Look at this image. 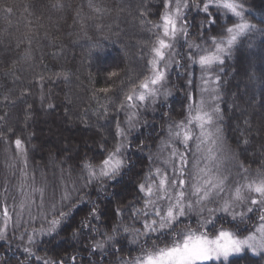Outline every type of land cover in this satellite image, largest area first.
<instances>
[{
    "label": "trees",
    "instance_id": "trees-1",
    "mask_svg": "<svg viewBox=\"0 0 264 264\" xmlns=\"http://www.w3.org/2000/svg\"><path fill=\"white\" fill-rule=\"evenodd\" d=\"M92 3L94 8L89 7V0H0V164L5 159L14 169L10 173V168H6L13 184L21 181L16 173L24 168V162L11 148H14L16 139L22 141L24 148L25 145L28 147V151L25 150L27 176L29 171L38 175L35 172L37 167L43 166V171L47 170V166L41 165L39 112L52 117L51 122L60 110L67 113V118L74 119L75 126L71 131L64 133L60 130L70 140H79L82 136L91 140L100 133V128L107 127L106 138L98 145L72 151L66 155L64 164L59 163L60 158L55 155L56 146L53 147V160L65 167L63 174L66 172L68 179L70 176L73 178L74 174L68 169L81 171L85 161L98 164L112 149L115 143L112 116L122 110L121 102L132 85L149 74L148 62L156 39V29L152 32L153 24L160 20L164 0H92ZM190 3L193 7L185 11L190 43L194 44L198 35L220 38L219 34L232 25L230 17L224 19L222 12L215 8L211 9L210 15L195 6L199 4L196 0H190ZM244 3L252 12L248 17L252 23L259 25L264 21V0H244ZM6 8L11 12H6ZM205 17L215 23L209 24ZM182 39V36L178 39L177 48L180 44L183 46ZM248 52L264 55V36L241 37L231 54L224 57L225 63L216 66L212 77L218 76L220 86L214 84L212 87L218 88L227 144L237 151V159L243 165L264 170V157L252 154L254 147L264 146V63L263 67L259 63V68L252 70L251 83L255 93H247L242 87L248 68L244 56ZM173 66L174 63L170 67L169 78L174 73ZM192 72L189 71L188 78L191 81L194 77ZM102 89L109 91L103 92ZM164 100L149 101L148 108L160 111H157V117L147 114L148 121L141 120L140 130L131 139L129 137L122 174L103 184L95 182L84 186L82 197L66 212L68 215L56 231L51 235L37 233L39 237H34V242H27L24 246L35 250L49 264H116L119 258L139 254V244L144 242V237L139 238V243L127 246L126 239L131 242L132 233H125L123 226L143 227L144 218H134L132 213L144 206L139 186L145 182L148 172L145 153H154V142L164 134L158 122L165 120L171 107ZM249 104L250 112L242 115L239 108ZM125 110L128 111L127 108ZM169 112L177 122L184 120L186 114L180 106ZM36 125L37 131H30ZM7 148L11 152L12 163L5 155ZM52 172L41 175L51 184L57 178ZM80 186L78 183L75 189H83ZM5 206L10 211V206ZM118 211L120 215H117ZM258 213H252L251 219L247 217L244 222L220 216L215 219V228H239L241 234L246 233L256 223ZM1 218L3 210L0 204ZM117 224L121 230L115 238L106 242L102 250L95 247L97 242L106 241V236L111 235ZM64 239H69L71 244L66 250L61 244ZM4 240L0 241V264L36 263L35 255L26 256V248L19 242ZM213 264H264V259L261 255L245 252L228 258L227 262L221 260Z\"/></svg>",
    "mask_w": 264,
    "mask_h": 264
},
{
    "label": "snow or ice",
    "instance_id": "snow-or-ice-1",
    "mask_svg": "<svg viewBox=\"0 0 264 264\" xmlns=\"http://www.w3.org/2000/svg\"><path fill=\"white\" fill-rule=\"evenodd\" d=\"M195 6L210 15L213 8L217 12L229 15L232 26L220 33V38L211 37L209 47H201L199 44L188 45L189 67L198 64L202 74L204 87L201 89V99L199 102L189 104L186 119L169 130V140L165 141L164 149L171 151L168 152L164 163L171 165V176L168 175L167 168L162 170L157 167L154 173L149 171L145 182L139 186L140 192L143 193L144 206L135 209L132 216L134 218L142 216L143 227L133 229L130 226H123V231L132 233L133 243H139L141 236L144 237V242L139 244V254L130 261H124L123 264H213L221 260L227 262L230 256L246 250L253 255H261L264 259V173H258L256 176L245 175L243 182L237 180L230 183L229 174H226L230 170L225 166L223 138L216 123L221 119L220 108L216 103L219 99L218 88L212 87L218 84V78L212 77L216 66L225 63L224 57L231 54V50L241 37L253 34L264 36V21L259 25L250 21L248 17L252 12L244 0H199V4ZM89 7L94 8L92 0H89ZM191 7L193 5L190 0H175L174 3L172 0H164L165 11L160 16V22L153 24L157 32L151 48V59L148 62L149 74L138 83H134L121 102V109L137 110L128 114L126 123L129 130L135 127L134 117L140 107L146 105L149 100L155 103L156 98L161 95L171 65L175 63L179 67V62L174 59L173 49L181 35L185 38L189 35L184 22L187 19L185 11ZM5 11L10 13L11 9L6 8ZM205 19L209 24L215 23L208 17ZM204 93H207V99ZM167 94L164 92L165 96ZM189 99L192 100V97ZM177 142L183 145V149L177 146ZM15 146L17 154L24 162V168L20 169L19 185L22 199L15 205L19 209L17 212L19 216L25 208L31 207L34 202L32 197L36 193L43 198V190L34 183L31 185L27 183L24 144L20 139H16ZM126 148L127 135L118 122L112 149L98 164L90 161L83 164L85 186L95 182L103 184L120 176L126 166L124 157ZM61 199L70 200L71 195L66 193ZM219 201H223L219 207H209L210 204ZM194 207H199L201 214L206 209L210 216L202 218L195 228L185 225L180 229L179 226L184 223L182 218L188 216ZM238 207H246L247 211L237 212ZM218 211L230 215L233 221L239 218L241 222L245 221L247 213L258 211L259 215L253 229L248 230L247 235H241L232 229L215 228L214 213ZM94 212L95 209L93 214ZM120 214L118 211L117 215ZM51 215L53 218L46 221L47 227L40 229V235L54 233L68 213L63 210L57 213L54 206ZM10 222L9 209L4 206V227L0 228V240L4 238V231ZM120 230L121 226L117 224L112 229L113 234L107 235L106 241L97 242L95 247L103 249L105 243L112 241ZM28 240L34 242V237L28 236ZM25 251L29 255L32 254L28 248ZM37 260L39 261L40 257H37ZM43 264L49 262L44 260Z\"/></svg>",
    "mask_w": 264,
    "mask_h": 264
},
{
    "label": "rangeland",
    "instance_id": "rangeland-1",
    "mask_svg": "<svg viewBox=\"0 0 264 264\" xmlns=\"http://www.w3.org/2000/svg\"><path fill=\"white\" fill-rule=\"evenodd\" d=\"M196 1L199 3V0H196ZM164 11H165V9H163V12ZM163 12H162V14H163ZM206 14H208V13H206ZM222 16L224 17V19H228L230 17L229 15H225L223 13H222ZM186 21H188V20L186 19ZM159 22H160V20H159ZM231 26L232 25H230L229 27H231ZM188 28H189V25H188ZM191 29L192 28H190V31H191ZM154 30L155 29H152V32H154ZM156 32H157V30H156ZM181 36L183 38L182 39L183 46H181V44H180V46H179L180 49L178 50L179 47L177 48V46L175 45L174 49L177 51L173 50L174 59H175V61L179 62V67H177V65L174 63V66H173V68H174L173 72L174 73L172 74V78H169L170 68L168 69L167 82H166L164 88L161 89V95L156 98V102L165 99L164 102L166 101L165 103H167V102L170 103L171 107H173V108L179 107V106L182 107L186 112L185 117H184V120H185L187 117L189 104L199 102V100L201 99V95H202L201 89L203 88V82L201 79L202 74H201V70H200L199 65L197 64V65H193L191 68L189 67L190 61H189V47H188V45H190L192 43H190L188 41V39L185 38L183 35H181ZM194 39H196L195 40L196 42L192 45L199 44V45H201V47H206V46L211 45V39L209 37L206 38L205 36L202 37L201 35H198V37H196ZM248 48L250 49V46H248ZM174 52H175V54H174ZM245 56H244V59H245L246 66H248V68L246 69L247 77L244 79L245 80L244 86L242 88L244 90H246L247 93L251 94V93H255L254 87L251 83V81H252V70L255 68H259L258 67L259 63L261 65H262V63H264V55H262V56L252 55L251 52H248L245 54ZM261 65H260V67H261ZM186 66H187V68H186ZM262 67H263V65H262ZM192 70H193L192 73L194 74L193 81L188 79L189 75H190L189 71H192ZM216 78H218L217 75H216ZM190 81H191V83H190ZM192 82H193V85H192ZM190 85L192 86V90H191ZM219 86H220V80L218 78L217 87H219ZM261 91H263L262 88H261ZM164 92H167L168 94L165 96ZM175 92H178L179 94L176 95ZM180 94L182 95V97H179ZM203 95H204L205 99H207V93H204ZM190 96L192 97V100L189 99ZM219 99H220V96H219ZM219 99L216 101V103L218 105L220 103ZM149 101L147 102L146 105L141 106L140 109L138 110L137 115L134 117L135 127L132 128L131 130H129L128 124L126 123V121L128 120V114L131 112H136L137 111L136 109H128V111H127L124 108L112 116L113 117V123H114L113 126L115 127L114 128V141L116 140V130H117V123L118 122H119L121 128H123L125 130V133L127 135V145H129V141H128L129 137L131 139V137L136 132H138L140 130L141 124H143L142 121H144V120L148 121L146 119V115L147 114H149V116L155 115V117H157L156 116L157 111H160V109L154 110V109L148 108ZM171 107H170V109H173ZM219 108H220L219 115H220L221 119L217 120L216 123H217V126L221 130V135L223 138V150H224L225 166L227 169L230 170V172L226 173V174H229L230 183H234L237 180H240L241 182H243V177L245 175L256 176L258 173H264V170H259L256 168L247 167L245 164L243 165V163L238 161L237 151L232 149V147H230L227 144L226 138L224 136V126H223L224 120L222 119V116H221V107H219ZM169 110H168V114L166 115L165 120L158 122L159 126L163 127L164 134H162V137H160L157 141L154 142V147H155L154 153H152V154L145 153V155L148 156L147 176H148V173L150 170L154 173L155 169L157 167H160L162 170L167 168L168 169V175L171 176V165L170 164L166 165L164 163V161L167 159L168 152L171 150L170 149H164V143H165V141L169 140L170 128H173L174 125L177 124L178 122L173 120L174 118L171 116V113L169 112ZM250 110H251L250 104L247 106L239 108V112L242 115L250 112ZM123 117L125 119V122L124 121L122 122ZM175 117H176V115H175ZM51 119H52V117H49L48 115H46V113H43V112L40 113L39 112V121L41 122V124L39 123V127L42 130V138H41L42 142H40V144L42 143V146H40V147H41V153L43 154L41 165H45V167L47 166L46 167L47 170L43 171V169H44L43 166L37 167L35 172L38 173V175H35L32 171H29V174L27 176V183L29 185L34 183L35 186L38 188H41L42 185H45V187L41 188L43 190V198H41L39 193H36L32 197V200L34 202L32 203L31 207L25 208L23 213L19 216H17V212L19 211V209L17 207H15V205H18L19 201L22 199V196H21V193L19 190V185H20L21 181L17 182L16 184H13V182L10 181V179H9V177H10L9 172L11 173L14 169L11 167V165L10 166L8 165V162H5L6 161L5 159H3L4 161H2L0 164V168L2 171V174H0V204H1L2 210H3V207L5 205L10 206L9 213L11 215V222L9 223L7 228L5 229L4 238H3L5 240H8V242L15 240L23 246L27 245L26 243L29 242L28 236L33 234L34 235L33 237L37 238L40 235L39 234L40 229L42 227H47L46 221L51 220L53 218L51 213L53 211L54 206H55V211L57 213L60 210L68 212L70 209L73 208L75 203L78 202L80 200V198L82 197L81 192L84 190V186H85L84 184H85V178L86 177L82 171L83 167L81 168V171L73 172V170L68 169V166H67V169L72 174H74L73 178H72V176H70V178L68 179V174L66 172H64V174H63V170L65 171V167L61 164L65 163L66 155H70L72 151L74 152L75 150L82 149L83 147L88 146V145L92 146V148L94 146L98 145V143L103 138H106V133L108 132L107 127H102L99 129L100 133H98V135L95 134L93 136V138H91V140H89V138H84L82 135H81L82 137L79 138V140L78 139L70 140L69 138L66 139L60 130H63L64 133H65V131H71L74 128L73 126H75V123H74L75 120L71 119V118H67V113H65L64 110L63 111L60 110V113L57 116L55 115L53 117V122H51ZM37 126L38 125L34 126L33 129L30 128V126H29L30 131L31 130L37 131V128H36ZM63 127L65 129H63ZM242 128L244 131L247 130L245 125H243ZM196 134L198 135V129L196 130ZM54 146H56L55 155L58 158H60V160H59L60 161L59 163H61L60 165H58L59 164L58 162L56 163L53 160V152H54L53 147ZM177 146L180 147L181 149H183V145L179 144L178 142H177ZM11 148L15 150V155H16L17 154L16 146H14V148L11 146ZM30 148H32V147H30ZM60 149H62L63 151L60 152ZM161 149H164V150L161 151ZM25 150L28 151V147L26 145H25ZM193 151H194V148H193ZM252 152H253L252 154L257 155L258 158H260L261 156L264 157V146L262 144H259L256 147H254ZM10 154H11V152L8 150V148L5 149V155L10 158V161L12 163V155H10ZM124 155H125V153H124ZM102 159H100V160H102ZM155 159H157V160L155 161ZM190 159H191V156H190ZM100 160H98V161H100ZM98 161H94V162H98ZM19 165L21 166V163H19ZM3 166H5V167H3ZM7 167H9L11 171L8 172V170L6 169ZM43 172L55 173L56 177H57L56 180H54L51 184L50 181L46 180V178L41 176V175H43ZM16 174H18V177H21L20 176V174H21L20 170ZM78 174H80V175H78ZM78 183L79 184L81 183L80 188H83V189H78L79 191H76L77 189H75V188H76ZM40 185H41V187H40ZM52 186H54V188H51ZM66 193H69L71 195V199L67 200V201H63L61 198ZM222 202L223 201H219L216 204H210L209 207L217 208L220 206V204H222ZM236 211L237 212H241V211L246 212L247 210H246V207H238V208H236ZM251 214L252 213H247L246 218L249 217ZM258 215H259V213H258ZM258 215H257V218H258ZM209 216H210V214L207 212L206 209L201 214V209L199 207H194L190 211L188 216L182 218L184 223L181 224L179 227H180V229H183L185 227V225H193L194 224L193 228H195L200 224L202 218H206ZM220 216H223V217L228 218L229 220H232V217L230 215L225 214L224 212L218 211V212L214 213V222H215V219L217 220V218H219ZM57 218H59V217H57ZM238 220H239V218H237V221ZM3 227H4V223H3V219L1 218L0 219V228H3ZM253 227H254V225H253ZM253 227L251 229H253ZM225 229H229V228H225ZM232 230H234V229H232ZM234 231H239L241 234V231L239 228L235 229ZM37 233L39 235H37ZM112 234L113 233H111V235ZM247 234H248V231L246 233L241 234V235H247ZM126 240H127L126 242H128V244H129L127 246H131V244L133 243L132 240H131V242L129 241V239H126ZM61 244L65 247V249H63V250H66V247L71 245L69 242V239H64V242H62ZM111 246H114V244H111ZM24 247L30 249L31 253L33 255H35L36 263H34V264H43V263H40V262L44 261L42 257H40L39 261L37 260V257H39V256L35 253V250L31 249L29 246H24ZM100 250H102V249H100ZM245 252L252 254L250 251L246 250L244 252H241L239 254H236V255H233L230 257H236L238 255L245 253ZM24 254H27L26 256L29 255L28 252L27 253L24 252ZM133 258H135V257L133 255L129 254V255H127L126 259L119 258L118 262L116 264H123L124 261H130ZM26 259L28 260V257H26Z\"/></svg>",
    "mask_w": 264,
    "mask_h": 264
}]
</instances>
